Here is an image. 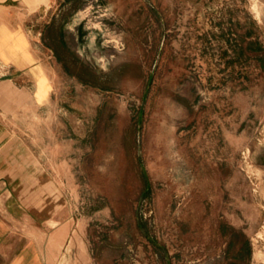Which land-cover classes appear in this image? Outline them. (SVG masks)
Here are the masks:
<instances>
[{"label":"rangeland","instance_id":"obj_1","mask_svg":"<svg viewBox=\"0 0 264 264\" xmlns=\"http://www.w3.org/2000/svg\"><path fill=\"white\" fill-rule=\"evenodd\" d=\"M13 6L53 83L38 129L64 181L60 217L26 226L21 250L31 238L41 264H264V0Z\"/></svg>","mask_w":264,"mask_h":264},{"label":"crops","instance_id":"obj_2","mask_svg":"<svg viewBox=\"0 0 264 264\" xmlns=\"http://www.w3.org/2000/svg\"><path fill=\"white\" fill-rule=\"evenodd\" d=\"M44 3L0 0V264H41L31 238L23 250L18 243L26 226L49 232L48 223L60 217L63 207L58 186L64 181L47 157L51 149L47 130L38 129L47 119L53 83L46 65L32 63L26 35L10 27L13 4ZM4 40L9 50L3 47ZM15 43L23 44V50H15Z\"/></svg>","mask_w":264,"mask_h":264},{"label":"trees","instance_id":"obj_3","mask_svg":"<svg viewBox=\"0 0 264 264\" xmlns=\"http://www.w3.org/2000/svg\"><path fill=\"white\" fill-rule=\"evenodd\" d=\"M257 50L259 49V48H256Z\"/></svg>","mask_w":264,"mask_h":264}]
</instances>
